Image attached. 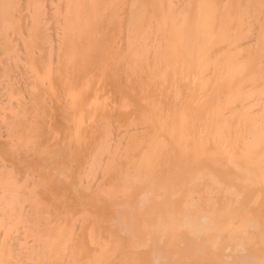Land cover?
Returning a JSON list of instances; mask_svg holds the SVG:
<instances>
[{
  "label": "bare ground",
  "instance_id": "bare-ground-1",
  "mask_svg": "<svg viewBox=\"0 0 264 264\" xmlns=\"http://www.w3.org/2000/svg\"><path fill=\"white\" fill-rule=\"evenodd\" d=\"M0 264H264V0H0Z\"/></svg>",
  "mask_w": 264,
  "mask_h": 264
}]
</instances>
